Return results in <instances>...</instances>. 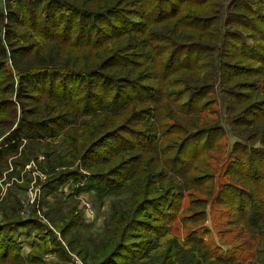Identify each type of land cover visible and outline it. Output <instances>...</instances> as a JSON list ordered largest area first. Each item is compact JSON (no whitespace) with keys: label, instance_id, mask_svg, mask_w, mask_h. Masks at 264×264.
I'll return each mask as SVG.
<instances>
[{"label":"trees","instance_id":"obj_1","mask_svg":"<svg viewBox=\"0 0 264 264\" xmlns=\"http://www.w3.org/2000/svg\"><path fill=\"white\" fill-rule=\"evenodd\" d=\"M4 5L0 97L9 98L0 115L9 117L0 120V179L12 168L7 176L25 187L23 171L34 161L51 174L50 191L70 182V197L127 196L112 217L123 231L95 264L139 258L128 230L130 241L147 231V255L155 235L167 237L179 224L167 258L155 264L190 244L214 264L264 256V0ZM227 126L240 137L230 152ZM11 193L1 232L36 226L19 217ZM200 230L207 233L197 239ZM14 245L18 254L8 259L5 251L0 264L33 261Z\"/></svg>","mask_w":264,"mask_h":264},{"label":"rangeland","instance_id":"obj_2","mask_svg":"<svg viewBox=\"0 0 264 264\" xmlns=\"http://www.w3.org/2000/svg\"><path fill=\"white\" fill-rule=\"evenodd\" d=\"M0 2L2 10H4L7 6L4 5V0ZM8 98L1 95L0 101L4 102ZM29 106L33 108L34 105L30 104ZM223 116L224 121H226L227 115ZM8 117L6 114L0 115V120H5ZM232 129L231 126H227L229 136L227 140L228 152L232 150L234 142L240 140V137ZM39 159L42 160L44 157L40 156ZM25 170L23 174L26 175L29 181L24 183L25 187L14 185L17 181L16 176L11 178L7 176L12 172V168L4 171L3 177L0 179V223H2L1 220L4 217L1 211L5 203L10 202L8 199L11 192V194L17 196L20 202L19 217L21 219L35 218L39 223H34L36 226L21 227L14 231L1 232L0 230V254L6 251L9 254L8 259L12 255L18 254L20 250L14 247L15 241L23 249H21L23 252L21 254L24 256L29 255L30 259L33 260L30 263L27 262V264H95L98 262L97 259L102 253L101 249L106 246V250L109 252L111 243L123 231V227L117 222L118 219L113 221L112 217L114 213L115 216L117 215V210L121 211V209L126 208L127 196L107 197L103 203L94 194L87 192L70 197V194L74 193L73 183L72 185L69 182L59 189L50 191L46 187V183L51 177L47 170L34 161L27 165ZM59 170L60 168H57L56 173ZM79 170L83 172L82 169L76 167L75 171ZM186 203V205L190 203L189 199L186 200ZM193 209L204 210L202 207L194 206ZM232 216L230 219L231 228L241 226L237 213L234 212ZM161 222L154 221L153 223L155 226L160 227L157 232L159 234L164 229ZM203 223V221H197L194 222V225ZM209 223L208 221L207 224H204L208 225ZM179 232H182L180 224L178 227H174L172 234L167 233V237L160 238L158 234L155 235L154 249L148 251L146 255L143 247L147 243V231H137L139 233L138 237L131 241L129 238L133 236V232L126 231L129 244L139 254V258L130 264H155L157 262L155 261L156 258L158 262L162 260L163 263V258H167L168 254V243L166 244V241L169 242L171 237L179 236ZM199 232L201 233L196 237L197 239L201 238L202 234L207 233V230H200ZM210 233L208 234L210 235ZM212 236L218 239L216 232H212ZM229 236H232V233ZM244 236L247 237L243 234L240 238L243 239ZM157 240L159 242H156ZM136 241L144 244L138 245ZM148 246H150V243H148ZM177 250L174 249L171 259L167 260V264H214L215 262L212 256H203L204 250L196 244H190L189 247L184 246L179 254L174 255ZM262 262L264 263V256L248 264H262Z\"/></svg>","mask_w":264,"mask_h":264}]
</instances>
